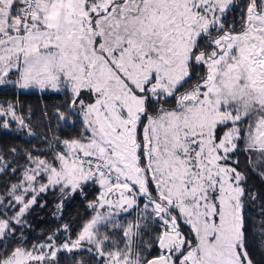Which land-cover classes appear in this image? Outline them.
<instances>
[{
    "label": "snow or ice",
    "instance_id": "6c2138e0",
    "mask_svg": "<svg viewBox=\"0 0 264 264\" xmlns=\"http://www.w3.org/2000/svg\"><path fill=\"white\" fill-rule=\"evenodd\" d=\"M0 264H264V0H0Z\"/></svg>",
    "mask_w": 264,
    "mask_h": 264
},
{
    "label": "trees",
    "instance_id": "16d2710c",
    "mask_svg": "<svg viewBox=\"0 0 264 264\" xmlns=\"http://www.w3.org/2000/svg\"><path fill=\"white\" fill-rule=\"evenodd\" d=\"M28 102H30V103H35V102H36L35 97H30V98H28ZM5 139H7V138H5Z\"/></svg>",
    "mask_w": 264,
    "mask_h": 264
}]
</instances>
